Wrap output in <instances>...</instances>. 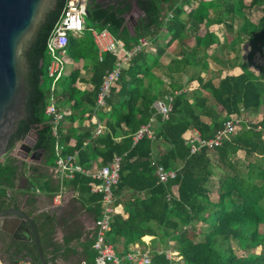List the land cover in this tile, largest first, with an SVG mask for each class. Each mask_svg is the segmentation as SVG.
Wrapping results in <instances>:
<instances>
[{
    "label": "trees",
    "instance_id": "trees-1",
    "mask_svg": "<svg viewBox=\"0 0 264 264\" xmlns=\"http://www.w3.org/2000/svg\"><path fill=\"white\" fill-rule=\"evenodd\" d=\"M132 1L141 16L130 35L124 16L130 11ZM64 2L57 0L56 8L45 15L23 53L26 64L24 118L10 149L33 132L36 135L33 151L38 153L35 157H41L47 167L55 166L56 138L52 133V118L45 114L50 97L54 96L60 110L70 109L57 128L58 142L65 155L77 152L78 163L85 169L93 168L94 162L98 167L108 165L115 156L121 159L119 181L113 188V195L115 204L123 207L127 218L117 214L111 219L108 239L116 248L122 243L125 254L130 245L143 244L142 240L151 236L153 246L156 242L161 245L173 242L170 249L176 251L182 262L167 259L164 253L152 250L150 264H264V66L251 60L239 63L242 73L221 78L217 87L201 76L208 69V50L220 44L218 37L210 31L213 24L223 25L232 33L240 21L232 39L223 38L222 49L234 50L245 42L252 51L264 55V0H109L106 3L91 0L87 12L94 30H109L124 42L125 50L137 46L141 39L156 40L160 32H165L170 37V52L179 58L163 68L146 52L134 55L127 69L120 72L116 86L106 99V113L103 109L94 111L96 99L104 76L113 70L124 52L116 48L102 54L99 60L91 35L69 36L66 56L70 62L79 65L57 81L55 91L50 90L52 79L48 77V68L51 58L47 40ZM254 8L260 11L256 20L245 14L246 10ZM168 13L172 18L164 24ZM190 22L198 26L193 36L187 32ZM191 38L193 45L189 44ZM81 71L89 77L81 78ZM162 75L170 80L168 89ZM184 76L187 84L197 83L189 94L181 83ZM144 80H147L146 86ZM77 82H84L89 88L81 90L76 87ZM202 91L207 96H203ZM165 95L172 98V109L167 118L153 108V103ZM261 107L259 122L243 121L241 128L223 139L220 146L212 150L202 147L191 153V145L184 138L187 131L195 130L201 140L208 141L230 117L258 112ZM93 114L98 115L100 121L106 119L102 135L96 138L90 132H80L73 127L76 120H90ZM153 120L155 127L150 129L154 138L143 136L135 141L139 129ZM160 145L168 149H162ZM154 148L159 158L152 157ZM240 152L244 154V161L253 158L246 161L245 170L236 162ZM153 160L166 171H175V178L159 183ZM17 161L9 154L0 159V210L18 206L12 194H8L22 174L24 164ZM211 164L230 172H224L217 180L216 201L211 199L208 187L214 176ZM29 169L33 173L37 171L33 167ZM91 183L90 177L80 174L65 181V185L77 190L81 199L92 206L97 219L102 194L91 193ZM30 188L34 185L29 181L27 190ZM45 189L51 195L58 191L49 178ZM34 202L32 194L25 206L31 207ZM33 213V209L28 211L29 215ZM33 221L39 240L49 242L54 251L59 250L52 240L56 228L64 220L59 222L55 216L39 214ZM194 222L205 226V231L201 232L202 241H195L198 233ZM68 229L67 235L63 236L64 245L83 237L84 233L75 226L70 225ZM230 240L236 242L242 252L240 256L230 246L224 247ZM92 241L91 237L83 245L87 264L94 260ZM12 245L16 255L27 249L25 252L32 258V263H39L34 248L28 249L21 243ZM257 249H260L258 253ZM53 260L51 264H54Z\"/></svg>",
    "mask_w": 264,
    "mask_h": 264
},
{
    "label": "built area",
    "instance_id": "built-area-1",
    "mask_svg": "<svg viewBox=\"0 0 264 264\" xmlns=\"http://www.w3.org/2000/svg\"><path fill=\"white\" fill-rule=\"evenodd\" d=\"M90 2L91 0H65L61 15L49 35L47 40V50L51 62L48 68V77L52 79L50 86L52 92L56 89L57 81L63 75L67 74L66 64L69 60L66 56L65 47L70 35L78 37L80 32L84 29L85 22L83 18V7L89 6ZM171 18L172 14L168 13L164 18V24H166ZM90 32L98 50L99 60H101L102 54L112 52L116 48H120L124 52V56L115 64L113 70L104 76L96 99L94 111L99 109L106 110V99L109 97L111 89L116 86L120 72L127 67L130 59L135 54L148 46V43L145 39H141L137 46L133 47L131 50H125L124 42L117 39L109 30L104 29L102 31H96L90 29ZM171 101V96L165 95L153 103V108L156 113L167 118L172 109ZM45 114L52 118V133L56 138L54 146L56 157L54 168L59 180V188L53 196L54 203H61L65 190V181L72 179L76 174L90 177V179H92L90 191L95 194H102L100 201V215L94 223L95 230L91 245V250L94 253V260L90 264H150L152 250L149 248L151 246V240L144 241L143 239L142 242L143 244L145 243L144 247L136 245L128 250L127 253L119 255L116 246L108 239L111 219L114 215L120 214L118 211L119 205L115 204L113 188L119 181L121 159L115 156L108 165L103 167H93L91 169L83 168L78 163V153L74 152L65 155L63 153V146L58 142L57 128L63 121L65 112L57 107L54 96L50 97V101L45 108ZM93 116L95 117L94 114ZM243 121L244 119L242 116L230 117L224 123L223 128L215 134L214 138L208 141L201 140L198 134L188 137L187 140L191 145V153L198 151L202 147H207L209 150H212L214 147L220 146L223 139L233 134ZM93 123L95 129L92 134L93 137L96 138L102 135L104 126L96 120H93ZM143 136H146L149 139L154 138L153 132L150 129V123L139 129L134 136V140L137 141ZM155 163L156 160H153L152 165L155 166V175L157 176L159 183H166L169 179L175 178V171H166L162 166L156 165ZM156 252L158 254L164 253L166 258L170 260H174V256L177 255L176 251L170 248L156 250ZM33 264L40 263L36 262ZM82 264L87 263L83 262Z\"/></svg>",
    "mask_w": 264,
    "mask_h": 264
},
{
    "label": "crops",
    "instance_id": "crops-1",
    "mask_svg": "<svg viewBox=\"0 0 264 264\" xmlns=\"http://www.w3.org/2000/svg\"><path fill=\"white\" fill-rule=\"evenodd\" d=\"M254 9L258 10L256 8ZM214 27L216 28L214 29ZM219 27L221 28L220 31H218ZM195 28H198V26L190 22L187 28L188 34L193 36L195 32L194 30ZM210 31L213 32L218 37L219 43L222 44L224 37H227L229 41L232 39V37L236 33V27L234 31L230 33L225 30L223 25L213 24L210 27ZM129 32L131 35L133 33V28H132V31H129ZM156 38H155L156 40H153V41L146 40L148 43V46L142 49L141 51L152 55V59H156L158 64L164 68L172 60L178 57L175 56V54L171 53L169 50V45H168V42L170 39L169 35H167L165 32H160ZM189 44L193 45V38H191ZM220 44L219 45L215 44L211 46V48L208 50L207 52L208 58L206 59V63L208 64V69H207V72L201 74L204 80H211L215 87L218 86L221 78L227 75L237 76L242 73L241 69L238 66L239 63H242V61H240V57H238L237 55V52L240 50V46L242 45H246L248 48L247 54H246V60L243 62L251 60L252 63L256 65H259V66L263 65V64H260L259 62H255L254 57L264 58V55H261L258 51H252L250 46L245 42L236 46L234 50H231L229 48L222 49ZM214 57H216L220 62H218ZM127 67L125 69H127ZM75 68H77V65L68 61L67 73H69ZM204 75H206V77H204ZM80 76L83 79L84 78L87 79L89 77L88 74L83 71H81ZM161 78L163 82L165 83V88L168 89L170 80L167 77H165V75H162ZM186 78L187 77L184 76L181 83L185 85L184 91H186V93L189 94L197 87V83L195 81L194 82L192 81L190 84H187ZM146 84H147V80H144V85L146 86ZM190 85H193V87H190ZM195 85L196 87H194ZM76 87L81 90H85L89 88L88 84H85L84 82H77ZM202 95L207 96V93L202 91ZM66 111H70V109L68 107H65L64 112ZM107 111L108 109L104 110L105 113ZM241 116L242 118H244L245 121L249 123H257L260 121L262 117V107L258 110V112H254V111L244 112ZM253 117H256L258 119L252 122L251 118ZM93 120H96L102 124H103V121L104 122L106 121V119H103V121H100L99 116L95 115L94 118H91L90 120L84 119L83 122H79L76 120L73 123V127L80 132L92 133L93 130L95 129ZM203 120L207 121L204 118ZM150 124H151L150 127L153 130L155 127V121L153 120L152 123ZM194 135H197V132L195 130H189L184 134V138L187 139L188 137L194 136ZM160 147L165 150L168 149L167 146L160 145ZM33 154L35 155L38 153L34 152ZM239 154H243V153L240 152ZM38 156H41V155H38ZM152 157L155 159L159 158V153L156 150V148H154L152 152ZM17 160H18L17 161L18 164H24V166L21 169L23 173L15 181L14 189L8 190V194H12V199L18 205L17 207L13 205L12 206L15 208L23 209V211L28 216L32 217V219L34 218V216L39 215V214H48L49 216H55L59 222H62V220H64L56 228L55 230L56 232L52 240L56 244V246L59 247V250L54 251L55 249L50 245L49 242H45V241L41 242L39 240L40 248H41V251L44 257L46 258L47 264H51V260L53 258H54L53 260L54 264H82L83 262L87 263L88 256L84 251L83 245L86 243V240L90 239L91 237L93 238L94 236V230H95L94 223L96 221V215L92 211V206H90L89 203L83 201L81 197L79 196L78 191L75 189H72L67 184L65 185V190L63 193V199L61 203L55 204L53 201L54 195H51V192L45 189V183L47 182L48 178L52 181L54 185H56L59 188V180L57 178L55 168L45 166L42 163L41 157H33V158L30 157L29 159L30 161L28 163H26V160L24 159H17ZM92 166L98 167L96 162H94ZM30 167L37 168V171H34V173H32V171L29 169ZM219 178H220L219 175H217V177L214 175L212 180H218ZM29 181L33 183L34 188H30V190H27V185ZM32 194L34 195L35 202L33 206L27 207L25 206L26 200ZM31 209L34 210V213L32 215H29L28 211ZM118 211L120 215H122L123 218H127V214H125L123 207L121 205H119ZM70 225L75 226L76 228H78L80 232L84 234L80 240L74 239L70 241L68 245H64L63 236L64 234L67 235V232L69 231L68 228ZM36 230H37V227H36ZM38 239H39V236H38ZM148 240H151V246L149 249L153 250L152 249V246H153L152 237L146 236L144 238V241H148ZM15 243L24 244V246H26L28 249L34 248L35 253L37 254L36 247L33 242L14 241L12 240L10 236L3 235V233H0V264H33L32 258L29 255H27V252H25L27 249L25 251H19L18 255L15 254L16 249H15V246L12 245ZM144 244L136 243L134 245H130L128 249L130 250L136 245H140V247H144ZM67 250H71V252H67ZM122 251H123L122 243H119L117 245V252L119 255H122L124 254Z\"/></svg>",
    "mask_w": 264,
    "mask_h": 264
},
{
    "label": "water",
    "instance_id": "water-1",
    "mask_svg": "<svg viewBox=\"0 0 264 264\" xmlns=\"http://www.w3.org/2000/svg\"><path fill=\"white\" fill-rule=\"evenodd\" d=\"M56 3L57 0H0V159L7 154L14 157L18 149L24 150L25 159L35 145L36 135L29 141L33 133L30 132L10 149L24 118L26 64L23 53ZM30 157L33 158V154ZM0 233L14 241L33 242L40 264H47L34 221L23 209L10 206L0 210Z\"/></svg>",
    "mask_w": 264,
    "mask_h": 264
},
{
    "label": "rangeland",
    "instance_id": "rangeland-1",
    "mask_svg": "<svg viewBox=\"0 0 264 264\" xmlns=\"http://www.w3.org/2000/svg\"><path fill=\"white\" fill-rule=\"evenodd\" d=\"M83 10H84V15H83V18H84V22H85V27L84 29L80 32V35H83V34H86V35H91V32H90V29H94L93 27V23L91 22V20L88 18V14H87V11H88V6L86 7H83ZM245 14L250 18V19H253V20H256L258 18V16L260 15V11L259 10H255L253 9L252 11L251 10H246L245 11ZM141 16V12L139 11V9L134 6V3L133 1L131 2V10L130 12H128L126 15H125V25L127 27V29L129 31H132V28L133 26L135 25L136 21L138 20V18ZM239 21V20H238ZM240 22V21H239ZM239 22H237L236 24V28L237 26L239 25ZM216 27H214L215 29ZM220 27L218 28V31H220ZM247 46L246 45H242L240 46V50L237 52V55L238 57H240V61H245L246 60V54H247ZM236 55V56H237ZM254 61L255 62H259L260 64H263L264 65V58H255L254 57ZM79 65V64H78ZM77 65V66H78ZM66 68H67V64H66ZM253 71H255V73H257V70L255 69V67L252 68ZM88 74V73H87ZM204 77H206V75H204ZM190 87H193V85H190ZM196 87V85L194 86ZM244 119V118H243ZM256 117H253L251 118V121H256ZM250 120V119H249ZM245 121V120H244ZM247 122V121H246ZM239 128H241V124L239 126ZM238 130V128L236 129ZM35 138V134L34 133H31L29 135V141L33 140ZM36 155V154H35ZM16 159H24V150H21V149H18L17 151V154H15L14 156ZM211 157L213 158V154H211ZM237 165L239 167H241L243 170H245V165H246V161H249V160H253V158H249V159H246L244 161V154H237ZM30 156H28L27 158H25L24 160H26V163H28L30 160ZM210 169L212 170L213 172V175H215L217 177V175L219 176H222L224 172H229L228 170H221L218 166L216 165H211L210 166ZM37 170V168H36ZM39 171V170H38ZM23 173V171H22ZM33 173V172H32ZM230 173V172H229ZM211 183H209V189L211 190V199L213 201H216L218 198L217 194H216V191H217V185H218V182L217 180H212L211 179ZM193 226L196 228V233H198L196 235V238H195V241L198 242V241H202L203 240V234H201L202 231H205V226L202 225L201 223H195L193 224ZM156 245L152 246V249L154 251L156 250H165V249H169L170 246H174V243L173 242H168V245H161L160 243H155ZM230 246L234 252L236 253V255L240 256L242 254V252L238 249L237 247V244L234 240H230L229 242L225 243L224 244V247H228ZM173 250V249H172ZM260 251V249H257L256 252L258 253ZM174 260H178L180 262L181 259L180 257H178L177 255L174 256Z\"/></svg>",
    "mask_w": 264,
    "mask_h": 264
},
{
    "label": "flooded vegetation",
    "instance_id": "flooded-vegetation-1",
    "mask_svg": "<svg viewBox=\"0 0 264 264\" xmlns=\"http://www.w3.org/2000/svg\"><path fill=\"white\" fill-rule=\"evenodd\" d=\"M109 0H97V3H106V2H108ZM131 10V9H130ZM130 12V11H129ZM35 151H31V153H29V155L28 156H31L33 153H34ZM16 154H17V152H16ZM33 157H35V155L33 154Z\"/></svg>",
    "mask_w": 264,
    "mask_h": 264
}]
</instances>
